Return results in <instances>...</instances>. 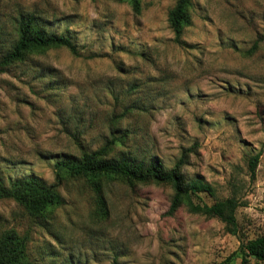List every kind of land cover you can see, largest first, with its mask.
Wrapping results in <instances>:
<instances>
[{
    "label": "rangeland",
    "instance_id": "obj_1",
    "mask_svg": "<svg viewBox=\"0 0 264 264\" xmlns=\"http://www.w3.org/2000/svg\"><path fill=\"white\" fill-rule=\"evenodd\" d=\"M176 1L138 0L136 11L130 0H0V43L34 15L79 52L50 49L0 74V179L57 184L63 201L34 218L0 200V231L27 236L35 264H241V243L264 234V0H193L179 41L168 22ZM112 136L123 137L114 159L170 168L189 150L185 178L238 198L239 234L185 206L167 216L169 186L118 180L98 220L90 188L57 180L54 165Z\"/></svg>",
    "mask_w": 264,
    "mask_h": 264
},
{
    "label": "trees",
    "instance_id": "obj_2",
    "mask_svg": "<svg viewBox=\"0 0 264 264\" xmlns=\"http://www.w3.org/2000/svg\"><path fill=\"white\" fill-rule=\"evenodd\" d=\"M122 2L123 0H118ZM193 0H177L168 15V22L177 41L184 28L191 25V8ZM134 10L138 9V0H130ZM12 41L0 43V74L8 69L25 63L34 55L44 54L50 49L65 48L73 56H79L76 45L66 36L57 35L46 30L34 15L20 17L14 23ZM254 44L246 54L250 55L256 49ZM115 117L114 121H116ZM123 143V137L112 136L100 148L89 151L79 148L78 155H68L54 165L57 180H83L94 195L95 217L106 220L109 216L104 187L113 180L135 187L137 185L156 184L169 186L173 193L167 216H173L185 206L191 214L215 218L224 226V231L238 235L236 211L241 203L235 195L218 198L214 186L203 179L187 180L183 167L187 164L189 150L170 168L160 161H144L135 158H112L115 148ZM260 154L248 158V172L254 179ZM203 193L213 199L212 204L201 200ZM12 200L20 205L31 217H46L55 208L62 205L58 185L45 183L37 178H20L11 181L6 186L0 179V200ZM197 200V201H195ZM27 236H21L14 230L0 231V264H35L27 254ZM238 252L241 264H248L250 259L264 264V234L241 243ZM229 258L227 261H229Z\"/></svg>",
    "mask_w": 264,
    "mask_h": 264
}]
</instances>
